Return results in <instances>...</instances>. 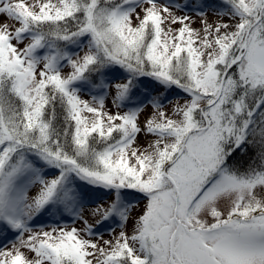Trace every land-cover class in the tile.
<instances>
[{"label": "snow or ice", "instance_id": "obj_1", "mask_svg": "<svg viewBox=\"0 0 264 264\" xmlns=\"http://www.w3.org/2000/svg\"><path fill=\"white\" fill-rule=\"evenodd\" d=\"M0 16V264H264V0Z\"/></svg>", "mask_w": 264, "mask_h": 264}, {"label": "rangeland", "instance_id": "obj_2", "mask_svg": "<svg viewBox=\"0 0 264 264\" xmlns=\"http://www.w3.org/2000/svg\"><path fill=\"white\" fill-rule=\"evenodd\" d=\"M179 14H183V13H179ZM191 15H193L194 19L195 18V14L194 13H190ZM208 16H209V19L212 20V19H215L216 17L213 15V13L211 12V10H209L208 12ZM4 19V17L0 16V22H2ZM194 27H199L200 24H199V20L196 19V22L194 23L193 25ZM176 89H173L171 90L168 94V99L169 100H175V98L178 96L177 94L179 93V90H177V93H174L173 91H175ZM173 92V93H172ZM85 99H90L89 96L85 95L84 96ZM108 107L109 108H112V105H111V96H109V101H108ZM170 107V105H169ZM113 111H116V109L112 108ZM152 111V108H151V105H147L146 108H145V111L144 113L142 114L141 116V121H143V119L149 115ZM152 139V137H145L144 134H140L138 136V140H137V143L140 147H144L146 146V143L148 140ZM35 191L36 189H33L31 190L30 192V195H34L35 194ZM98 193H102L105 195V197H102V196H99ZM93 196H94V199H95V202L96 203H106V202H109L111 199H113V195L110 194V193H104L102 191H96L93 193ZM146 203L145 199L142 197V196H137V204H136V208L134 209L132 215L133 216H136V215H139L142 210H143V207H144V204ZM95 204H90L88 205L87 207H94ZM69 223H71V220L68 221ZM77 226L79 227L80 224L79 222H77ZM115 227V225H114ZM131 228H132V224L131 222L126 226V230H128L129 232L131 231ZM120 229L118 227H116V231L118 232ZM104 239H110V236L108 235L107 232L104 233Z\"/></svg>", "mask_w": 264, "mask_h": 264}, {"label": "trees", "instance_id": "obj_3", "mask_svg": "<svg viewBox=\"0 0 264 264\" xmlns=\"http://www.w3.org/2000/svg\"><path fill=\"white\" fill-rule=\"evenodd\" d=\"M156 87V91H163V89H161L159 86H155ZM255 155V149L253 148H249V151L246 155H242L241 153H236V155L234 156V160L238 161V162H242L245 165L247 164V162L249 161V159Z\"/></svg>", "mask_w": 264, "mask_h": 264}]
</instances>
